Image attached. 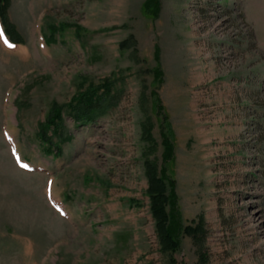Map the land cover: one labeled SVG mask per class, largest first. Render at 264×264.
Listing matches in <instances>:
<instances>
[{
  "label": "rangeland",
  "instance_id": "374dc122",
  "mask_svg": "<svg viewBox=\"0 0 264 264\" xmlns=\"http://www.w3.org/2000/svg\"><path fill=\"white\" fill-rule=\"evenodd\" d=\"M154 1L0 0V264H264V0Z\"/></svg>",
  "mask_w": 264,
  "mask_h": 264
},
{
  "label": "trees",
  "instance_id": "16d2710c",
  "mask_svg": "<svg viewBox=\"0 0 264 264\" xmlns=\"http://www.w3.org/2000/svg\"><path fill=\"white\" fill-rule=\"evenodd\" d=\"M156 1L151 3L146 2V8L153 7L157 12L159 9V3ZM0 14L3 16L2 10H0ZM90 89L92 90L89 93H82L75 99L76 105L73 108L76 110L75 114H77V116L85 113L93 117L97 112L96 109L99 107V100L96 91L93 90L94 87H91ZM161 142L163 144L162 158L164 163H166L173 158V144L167 136H164V134L162 135ZM166 177L165 167L162 168V173L159 176L154 172H151L150 180L153 179V181L151 180L152 185L148 191L152 196L151 212L156 221V229L160 236L162 247L165 250H174L177 248L179 242L178 234L181 229V217L175 206L174 193L171 191L168 194L165 193L167 185ZM166 203L170 205L169 210L165 209ZM184 230L189 232L192 230L197 234H203L204 232L201 224H197L194 227L187 226Z\"/></svg>",
  "mask_w": 264,
  "mask_h": 264
}]
</instances>
